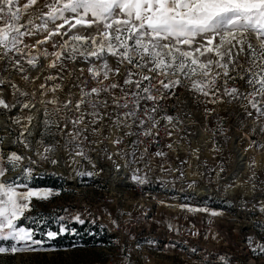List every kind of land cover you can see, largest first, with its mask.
<instances>
[{"label":"snow or ice","instance_id":"obj_1","mask_svg":"<svg viewBox=\"0 0 264 264\" xmlns=\"http://www.w3.org/2000/svg\"><path fill=\"white\" fill-rule=\"evenodd\" d=\"M219 105L231 106L241 124L250 119L249 135L264 137V0H0V115L6 128L19 129L12 143L22 149L5 150L0 137V254L41 250L32 225L47 217L33 201L59 195L32 186L42 163L64 159L68 167L95 169L92 145L119 146L135 136L130 151L101 149L108 160L132 157L128 168L144 159L136 156L140 136L156 143L160 127L169 138L179 131L184 120L172 110L202 108L206 118L217 116L222 134ZM14 110L19 114L8 115ZM251 147L264 143L252 140ZM61 149L66 156L58 158ZM99 172L75 170L80 177ZM138 172L132 169V181L148 183ZM57 220L58 230L46 232L50 240L70 230L66 220L84 223L80 215ZM247 243L264 255V243Z\"/></svg>","mask_w":264,"mask_h":264},{"label":"rangeland","instance_id":"obj_2","mask_svg":"<svg viewBox=\"0 0 264 264\" xmlns=\"http://www.w3.org/2000/svg\"><path fill=\"white\" fill-rule=\"evenodd\" d=\"M173 111L184 120L183 150L177 154L161 150L167 153L162 158H157L154 155L156 150H153L150 152L152 160L144 156L143 160L137 159L130 167H124L130 178L132 169H139L138 175L147 176L149 182L143 184L146 189L144 197L114 195L116 190L124 191L117 186L116 177L120 172L116 171V164L124 166L126 159L132 157L114 155V164L101 149L106 148L109 153H115L117 149L104 141L96 146L100 162L112 171L109 178L99 171L98 180L76 176L77 169L92 171L87 163L67 166L68 180L72 185L54 190L59 195L48 201H33L36 209L56 213L53 215L56 224L60 222L57 220L59 216L75 215H80L84 223L98 224L111 238L110 244L85 246L77 243L59 248L54 239L50 240L46 233L36 229L39 235H43L39 238L43 244L35 246L41 250L15 254L16 261L20 264L22 260L26 264H224L221 259L224 257L230 264H264V255L254 253L247 243L249 237L255 243H264V230H258V225L264 223V215L259 212V205L264 203V149L249 148L252 140L264 143V137L248 134L253 127L250 119L244 124L239 120L232 128L231 118L235 114L228 105L217 106L219 116L225 117L221 122L222 134L218 130L217 116L206 118L202 108L197 111L185 107ZM239 111L242 109H235V112ZM185 112H189L191 118L185 116ZM18 131L12 127V139ZM0 134L3 139L9 136L1 129ZM235 137L239 147L245 151L248 149L247 161L241 167L233 151ZM129 149L128 146L125 150ZM60 152L61 157L66 156L63 149ZM136 156L139 157V153L136 152ZM253 160L255 167L250 168ZM45 165L49 169L53 166L48 163L41 166ZM49 176L56 178L53 174ZM77 190L82 191V197L77 195ZM66 197L78 203L86 201L91 208L76 211L57 206ZM220 205L231 212L223 213L226 219L210 215ZM190 208L208 209L209 212L189 211Z\"/></svg>","mask_w":264,"mask_h":264},{"label":"built area","instance_id":"obj_3","mask_svg":"<svg viewBox=\"0 0 264 264\" xmlns=\"http://www.w3.org/2000/svg\"><path fill=\"white\" fill-rule=\"evenodd\" d=\"M35 74V73H33ZM38 107H42L40 105H38ZM242 112V111H239ZM19 113L16 112L14 110L13 113H10L8 115H18ZM172 114H174V111L172 110ZM215 115L211 116V118L213 119ZM232 120V128H235V124L239 123V118L235 115L234 118H231ZM6 123H9L8 118L6 115H0V129L1 131H3L5 134L9 135L4 137V149L6 150H19V148L14 145L12 143L13 139L10 136L11 128H6ZM163 123V122H162ZM150 126V125H149ZM159 135L156 136L154 139L157 141L156 143H153V138H145L143 136H140L139 139L143 141L142 144L139 145V149L137 150V153H139V155L143 154V156H145L146 158H149L150 156V152L153 150H167L168 153H174L177 154L179 151L183 150V138L185 137V125L183 123L182 126H180L179 131L174 132V134L172 135L171 138L168 137L167 132L168 129L165 127H160L159 128ZM118 134V133H117ZM137 139V137L132 136V137H128L124 140V143L119 145V146H113L112 143L110 141H107L109 146L113 147L114 149L120 148V149H126L129 146V143L133 140ZM250 139V137L248 138ZM168 143H173V149H168L167 147H165L166 144ZM239 142L238 139L235 137L234 142H233V151L235 153L236 156V160L237 163L239 164V166H243L245 165L246 161H247V152L242 149L241 147H239ZM92 147L95 148V151H93L91 153L92 159H94L93 161L96 164V168L93 169L91 168L92 172H98L99 169H103L102 172L106 173V178L108 177V174L111 175L112 171L110 170V167L107 165H104L102 162H100L99 158H98V147L96 145H92ZM147 147L148 151L147 153L144 152V148ZM100 149V148H99ZM61 152L56 153L57 157L60 158L61 157ZM151 160V158H149ZM84 165H87L86 162H83ZM51 165V164H50ZM32 167L36 168L37 166L33 165ZM124 166H121V170L119 177H116V179H118L117 182V186H119L122 191H115L114 195L115 196H122V194H128V195H134V196H139V197H144L146 195V189L144 188L143 185L140 184H135L132 182L130 175L128 174V171L124 168ZM68 168L67 166L64 164L63 160L61 159L60 164L52 166L50 169L46 168V165L40 166L38 169V175L37 176H42V175H50L53 174L55 175L57 178L63 180L65 182V184L67 186H71L72 185V181L68 180ZM13 176L15 175L12 174ZM99 177L98 175H94L91 178L94 180H98L97 178ZM115 177V176H113ZM100 178V177H99ZM79 192L77 195L82 197L80 195V193H82V191H78ZM81 202H74L72 200H69L66 198L61 199L60 203H57V206H62V207H70L73 208L76 211H79V209L81 208H91V204L89 205V203H87L86 201H83L81 204ZM37 213L43 212L46 213L48 215H54L56 213H54L53 211L51 212H46V211H42L41 209L37 208L36 209ZM75 222V221H74Z\"/></svg>","mask_w":264,"mask_h":264},{"label":"trees","instance_id":"obj_4","mask_svg":"<svg viewBox=\"0 0 264 264\" xmlns=\"http://www.w3.org/2000/svg\"><path fill=\"white\" fill-rule=\"evenodd\" d=\"M65 182L59 178H54L49 175L37 176V178L32 181L33 187L39 188H52L55 190H61L65 187ZM40 215L47 217V223H41L39 225H33L35 230H41L42 234L49 230L56 231L60 226V222L56 224L55 216L48 215L46 213L40 212ZM69 231L58 235L54 240V244L59 248L71 247L74 244L81 243L85 246L89 245H100V244H110L112 242L111 238L107 236L106 231L101 230L98 224L84 223L79 225V223L72 222L68 223ZM74 229V231H73ZM36 238L39 239L40 236L38 231ZM0 264H20L16 261L14 255H0ZM21 264H26L24 260Z\"/></svg>","mask_w":264,"mask_h":264},{"label":"crops","instance_id":"obj_5","mask_svg":"<svg viewBox=\"0 0 264 264\" xmlns=\"http://www.w3.org/2000/svg\"><path fill=\"white\" fill-rule=\"evenodd\" d=\"M33 75H35V74H33ZM18 83H21V86H23V84H22V82H20L19 80L17 81ZM38 82V81H37ZM36 82V83H37ZM38 84V83H37ZM5 95H6V97H8L9 96V92L8 91H5V93H4ZM0 137H1V134H0ZM132 143H131V141H130V143H129V146L131 145ZM130 150V149H129ZM152 153V152H151ZM150 153V157H151V160H152V154ZM155 153V152H154ZM157 158H158V156H157ZM160 158H162V157H160ZM50 189H52V188H50ZM53 190H55V189H53ZM56 191V190H55ZM215 210L217 211V212H220V213H222V215H219L218 216V218L217 219H226V217L223 215V213H231L228 209H227V207H225V206H223V205H220V206H218L217 208H215Z\"/></svg>","mask_w":264,"mask_h":264}]
</instances>
